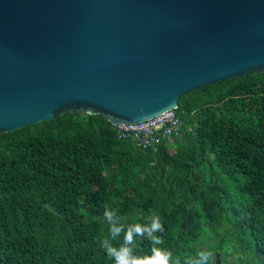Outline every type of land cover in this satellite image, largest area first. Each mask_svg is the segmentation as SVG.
Masks as SVG:
<instances>
[{
  "label": "trees",
  "instance_id": "16d2710c",
  "mask_svg": "<svg viewBox=\"0 0 264 264\" xmlns=\"http://www.w3.org/2000/svg\"><path fill=\"white\" fill-rule=\"evenodd\" d=\"M175 113L181 135L156 150L100 114L0 133V264H112L97 243L105 207L126 224L159 214L177 255L208 231L220 264L233 243L264 264V73L183 93Z\"/></svg>",
  "mask_w": 264,
  "mask_h": 264
},
{
  "label": "water",
  "instance_id": "95a60500",
  "mask_svg": "<svg viewBox=\"0 0 264 264\" xmlns=\"http://www.w3.org/2000/svg\"><path fill=\"white\" fill-rule=\"evenodd\" d=\"M255 72L264 0H0V133L66 111L138 123Z\"/></svg>",
  "mask_w": 264,
  "mask_h": 264
},
{
  "label": "clouds",
  "instance_id": "9594fccd",
  "mask_svg": "<svg viewBox=\"0 0 264 264\" xmlns=\"http://www.w3.org/2000/svg\"><path fill=\"white\" fill-rule=\"evenodd\" d=\"M102 222L107 225V234L98 237L97 243L112 264H217L218 248L211 232L202 231L194 247L177 255L162 247L164 224L157 213L146 215L143 223L126 224L116 210L105 207ZM144 239L149 241L150 249L138 254ZM221 257L223 264H262L252 249L238 243L223 248Z\"/></svg>",
  "mask_w": 264,
  "mask_h": 264
},
{
  "label": "built area",
  "instance_id": "2783aa9c",
  "mask_svg": "<svg viewBox=\"0 0 264 264\" xmlns=\"http://www.w3.org/2000/svg\"><path fill=\"white\" fill-rule=\"evenodd\" d=\"M119 138L131 136L142 148L156 150L161 143H173L181 135V120L175 109L164 111L138 123H111Z\"/></svg>",
  "mask_w": 264,
  "mask_h": 264
}]
</instances>
